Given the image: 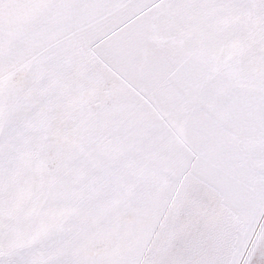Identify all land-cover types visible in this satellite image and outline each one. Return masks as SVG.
<instances>
[{"label":"snow or ice","instance_id":"snow-or-ice-1","mask_svg":"<svg viewBox=\"0 0 264 264\" xmlns=\"http://www.w3.org/2000/svg\"><path fill=\"white\" fill-rule=\"evenodd\" d=\"M0 264H264V0H0Z\"/></svg>","mask_w":264,"mask_h":264}]
</instances>
